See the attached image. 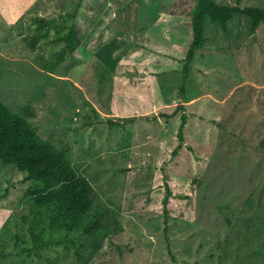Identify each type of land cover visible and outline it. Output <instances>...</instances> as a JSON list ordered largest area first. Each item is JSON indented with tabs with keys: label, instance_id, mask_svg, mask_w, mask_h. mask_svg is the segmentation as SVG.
<instances>
[{
	"label": "rangeland",
	"instance_id": "rangeland-1",
	"mask_svg": "<svg viewBox=\"0 0 264 264\" xmlns=\"http://www.w3.org/2000/svg\"><path fill=\"white\" fill-rule=\"evenodd\" d=\"M195 2L0 0V97L69 150L93 184V211L121 225L78 239L86 262L60 244L31 264H264V21L252 32L244 14L227 30L207 20L182 88ZM37 15L81 29L55 71L40 62L61 46L29 44ZM24 176L0 161V252L27 230Z\"/></svg>",
	"mask_w": 264,
	"mask_h": 264
},
{
	"label": "trees",
	"instance_id": "trees-1",
	"mask_svg": "<svg viewBox=\"0 0 264 264\" xmlns=\"http://www.w3.org/2000/svg\"><path fill=\"white\" fill-rule=\"evenodd\" d=\"M69 14L73 19L75 12ZM234 14L249 16L252 32L264 21V8L260 6L196 0L190 11L191 38L183 59L182 88L189 77L197 51L205 44L207 20L218 22L227 30ZM68 15L35 17V32L29 38L31 47L36 49L46 40L61 46L55 59L43 57L40 62L49 71H55L68 55L75 54L83 42L79 25ZM187 122L188 115L183 112L178 132L181 141L185 139ZM0 161L15 165L25 173L23 181L31 182L22 197L23 202L30 207L29 214L24 216L28 223L27 230L12 235L13 245L4 242L0 260L14 255L16 259L8 264H31L33 256L42 257L43 250L61 244L66 248L73 245L77 258L86 262L84 255L87 245L82 240L78 241L79 238L109 236L121 229L117 219L108 222L100 216L102 209L93 211V184L72 161L69 150L45 138L27 116L14 111L2 97ZM8 192L9 187L0 193V199ZM168 200L169 194L165 199L166 211Z\"/></svg>",
	"mask_w": 264,
	"mask_h": 264
}]
</instances>
